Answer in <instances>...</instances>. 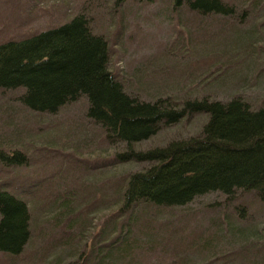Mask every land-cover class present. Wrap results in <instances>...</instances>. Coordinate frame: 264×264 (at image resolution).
<instances>
[{
  "label": "rangeland",
  "instance_id": "obj_1",
  "mask_svg": "<svg viewBox=\"0 0 264 264\" xmlns=\"http://www.w3.org/2000/svg\"><path fill=\"white\" fill-rule=\"evenodd\" d=\"M224 1L231 4L237 0ZM171 3L0 0V41L57 25L82 12L89 17L92 31L106 37L107 67L124 80L125 87H132L130 92L144 89L156 94L169 85L180 97L206 94L225 100L239 94L252 106L264 105V4L238 20L198 15L181 5L172 9ZM248 28L253 34L250 38L245 35L248 38L243 41L238 34ZM237 38L238 44L234 43ZM216 85L220 86L213 90ZM14 95L0 91V144L20 147L27 164L0 165V181L4 179L8 190L18 191L27 183L44 187L36 188L35 202H29L30 243L11 261L0 253V264H264V205L251 192L233 199L208 193L183 206L145 208L131 225L129 239L133 235L137 245L127 254L97 262L90 253L99 240L108 243L128 226L129 212L118 214V205L112 206L108 200L115 196V184L146 164L111 163L114 152L122 148L110 145L101 129L86 118L82 99L53 115H36L18 106ZM140 96L155 97L148 93ZM203 120V115L193 114L161 126L136 147L146 150L191 135ZM65 187L88 197L98 191L100 199L97 204L93 201L94 207L78 204L80 221L72 227L67 218L58 224L51 222L50 200L56 197V190ZM45 193L48 198L43 201ZM111 220L117 224L101 237L100 232L113 224ZM44 225L48 231L43 236L39 233ZM71 245L76 247L71 250Z\"/></svg>",
  "mask_w": 264,
  "mask_h": 264
},
{
  "label": "trees",
  "instance_id": "obj_2",
  "mask_svg": "<svg viewBox=\"0 0 264 264\" xmlns=\"http://www.w3.org/2000/svg\"><path fill=\"white\" fill-rule=\"evenodd\" d=\"M261 4L264 0H237L231 4L224 0H172L171 3L172 9L181 5L198 15L238 17V20L246 14L250 16ZM252 34L248 28L238 35L247 41ZM239 38L234 43L238 44ZM108 55L106 37L92 31L89 17L82 12L57 25L0 41L1 92H14L16 104L36 115H53L82 99L86 118L101 129L110 145L122 148L114 152L111 163L146 164L115 184V196L108 200L112 206L118 205V214L129 212L125 222L128 226L108 243L99 240L90 253L97 262L127 254L137 245L133 235L129 239L131 228L145 208L183 206L208 193L233 199L244 192H251L264 205V105L252 106L239 94L225 100L206 94L200 98L180 97L168 83H158L167 85L160 93L147 90L155 97L144 99L140 96L147 95L144 89L130 92L132 87H125L124 80L108 69ZM193 114L204 116L195 133L146 150L136 147L161 126ZM8 144H0V165H26L27 158L20 147ZM29 184L17 191L8 190L4 179L0 181V253L9 261L24 252L32 239L29 202H35L37 189L44 186ZM91 194L88 197L66 187L56 190V197L49 203L54 212L51 222L58 224L67 218L69 227L77 225L81 216L78 204L94 207L100 201L98 191ZM47 198V193L41 197L43 201ZM110 222L113 224L100 232L101 237L114 228L116 220ZM41 230L39 234L44 236L47 226Z\"/></svg>",
  "mask_w": 264,
  "mask_h": 264
}]
</instances>
